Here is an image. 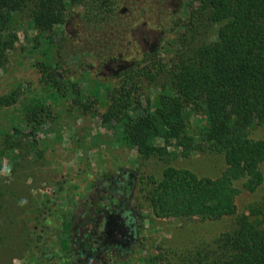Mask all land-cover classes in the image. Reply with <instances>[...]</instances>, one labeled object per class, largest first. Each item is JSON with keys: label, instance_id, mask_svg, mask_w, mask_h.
<instances>
[{"label": "trees", "instance_id": "trees-1", "mask_svg": "<svg viewBox=\"0 0 264 264\" xmlns=\"http://www.w3.org/2000/svg\"><path fill=\"white\" fill-rule=\"evenodd\" d=\"M180 10L171 11L168 0H0V66L17 41L21 15L34 31L32 48L42 57L35 66L44 96L23 112L32 130L53 117L55 103L69 101L81 114L96 111L112 123L118 144L144 161L169 163L176 154L168 148L175 146L181 157L210 153L225 163L215 177L168 164L156 179L138 169L120 172V165L103 171L99 185L68 189L57 182L31 205L40 210L35 221H46L41 211L58 221L49 237L34 230L31 241L48 264H92L111 253L128 261L142 241L144 202L160 218L231 217L230 228L209 240L162 251L159 258L166 264H264V138L253 135L264 126V0H180ZM71 19L82 36L75 43L66 31ZM141 19L160 29L161 39L119 67L104 92L103 82L95 81L86 94L71 78L67 51L93 55L98 67L119 61L132 43L133 22ZM208 26L215 27L216 37L199 38ZM75 68L93 73L92 62L83 56ZM152 82L159 91L151 100L141 99V85ZM17 100L16 90L0 95V109ZM104 101L107 106L98 112L97 104ZM2 138L1 155L17 145L7 132ZM237 182L259 197L239 208ZM132 192L136 204H131ZM2 208L0 200V213Z\"/></svg>", "mask_w": 264, "mask_h": 264}, {"label": "rangeland", "instance_id": "rangeland-1", "mask_svg": "<svg viewBox=\"0 0 264 264\" xmlns=\"http://www.w3.org/2000/svg\"><path fill=\"white\" fill-rule=\"evenodd\" d=\"M168 5L171 11L183 13V10H180V0H168ZM122 9L124 11L125 6ZM146 19L150 21V18ZM146 19L133 22L129 33L132 43L128 52L120 53L119 61L112 60L98 67V60L93 55L91 57V54L75 50L67 51L64 58L73 67L71 78L79 81L86 94L95 81L103 82L101 89L104 92L108 84H114L111 75L119 67L131 63L139 57L141 50L153 48L161 39L160 29L151 22L147 24ZM18 20L20 22L17 24V41L7 52L4 64L0 66V95L12 90L18 92L16 103L0 109V153L6 146L2 138L4 133H8L11 142L17 143L14 149L0 154V200L3 203L0 213V264H48L47 258L32 246L31 241L35 231L49 237L55 232L58 221L42 211L40 216H47L46 221H35L34 217H37L40 210L33 209L31 205L55 189L57 182L63 181L68 189H82L94 181L99 185L103 171L113 170L120 165V172L125 169L135 172L138 169L142 174L152 175L156 179L168 164L188 168L199 176L215 177L222 172L225 167L222 156L194 152L188 157H181L177 154L175 146L168 148L171 156L176 154V157L170 158L169 163L156 158L144 161L134 149L118 144L112 123H105L96 111L81 114L79 110L70 107L72 104L69 101L55 103L51 112L53 117L45 119L32 130L23 112L34 98L44 96L40 88V73L35 66L36 61L42 57L32 48L31 37L34 31L26 23L27 16L21 15ZM74 21L71 19L66 25V31L72 37L70 41L73 43L74 40L82 38L79 35L80 28ZM198 37L214 39L215 27L208 26ZM55 38L58 39L59 35ZM66 43L70 45V42L65 41L64 44ZM55 52L57 50L53 49L52 54L55 55ZM82 56L92 62L93 73L80 72L75 68ZM165 57L168 59V56ZM157 91L158 83H143L139 97L151 100ZM105 101L97 104L98 112H102L107 106ZM253 135L256 138H264V126L255 130ZM157 143L161 144L162 140L158 139ZM261 171L264 174V162L261 164ZM237 185L242 187L240 182H237ZM93 192L92 197L95 195ZM259 195V192L251 193L241 188L236 196V203L242 208ZM130 197L131 204H136L133 192ZM141 213L142 241L136 252L129 257L131 259L127 261L123 258L119 261L111 253L110 256L101 255L92 264H166L165 259L159 258L162 251L169 248L180 249L192 242L209 240L219 232L229 229L232 222L231 217L214 221L160 218L152 213L146 202Z\"/></svg>", "mask_w": 264, "mask_h": 264}, {"label": "flooded vegetation", "instance_id": "flooded-vegetation-1", "mask_svg": "<svg viewBox=\"0 0 264 264\" xmlns=\"http://www.w3.org/2000/svg\"><path fill=\"white\" fill-rule=\"evenodd\" d=\"M98 258H100V257H98Z\"/></svg>", "mask_w": 264, "mask_h": 264}]
</instances>
